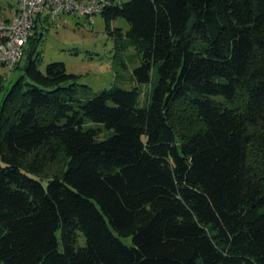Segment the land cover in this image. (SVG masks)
<instances>
[{"label":"trees","instance_id":"trees-1","mask_svg":"<svg viewBox=\"0 0 264 264\" xmlns=\"http://www.w3.org/2000/svg\"><path fill=\"white\" fill-rule=\"evenodd\" d=\"M104 1L131 87L41 68L37 18L0 96V264H264V0Z\"/></svg>","mask_w":264,"mask_h":264},{"label":"rangeland","instance_id":"rangeland-1","mask_svg":"<svg viewBox=\"0 0 264 264\" xmlns=\"http://www.w3.org/2000/svg\"><path fill=\"white\" fill-rule=\"evenodd\" d=\"M13 1L0 0V8L5 9ZM50 23L42 29L43 35L38 45L41 68L50 61L63 62L67 72L78 75V87L83 90V94L89 90L81 86L82 84L88 85L91 91L113 84L122 87L132 86L130 75L139 62L138 56L134 48L128 46L121 52L119 58L115 59L114 39L108 35L100 12L94 14L92 20L85 15L63 14ZM43 24L45 25V22ZM111 25L127 28V23L120 18L113 20ZM20 75V68H9L0 64L2 85L0 96ZM149 90L148 84L142 85V102L146 100ZM63 164L64 156L61 153L53 160H45L43 176L50 177L59 171Z\"/></svg>","mask_w":264,"mask_h":264},{"label":"built area","instance_id":"built-area-1","mask_svg":"<svg viewBox=\"0 0 264 264\" xmlns=\"http://www.w3.org/2000/svg\"><path fill=\"white\" fill-rule=\"evenodd\" d=\"M104 0H14L0 8V64L14 67L23 56L28 37L37 18L54 21L63 14L85 15L92 20L101 11Z\"/></svg>","mask_w":264,"mask_h":264}]
</instances>
